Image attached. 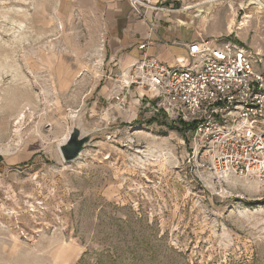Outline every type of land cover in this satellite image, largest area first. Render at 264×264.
Wrapping results in <instances>:
<instances>
[{
    "label": "rangeland",
    "instance_id": "obj_1",
    "mask_svg": "<svg viewBox=\"0 0 264 264\" xmlns=\"http://www.w3.org/2000/svg\"><path fill=\"white\" fill-rule=\"evenodd\" d=\"M78 6L0 0V264H264V188L189 163V134L129 98L99 102L100 26ZM78 119L92 141L66 164Z\"/></svg>",
    "mask_w": 264,
    "mask_h": 264
},
{
    "label": "built area",
    "instance_id": "obj_2",
    "mask_svg": "<svg viewBox=\"0 0 264 264\" xmlns=\"http://www.w3.org/2000/svg\"><path fill=\"white\" fill-rule=\"evenodd\" d=\"M130 2L143 19L149 11H171L152 5L150 0ZM187 51L174 65L145 58L112 76L119 85L114 101L124 108L137 90L140 112L167 118L189 134V163L204 160L219 181L237 177L264 188L261 56L231 42L221 44L219 39L203 36L191 42Z\"/></svg>",
    "mask_w": 264,
    "mask_h": 264
},
{
    "label": "crops",
    "instance_id": "obj_3",
    "mask_svg": "<svg viewBox=\"0 0 264 264\" xmlns=\"http://www.w3.org/2000/svg\"><path fill=\"white\" fill-rule=\"evenodd\" d=\"M150 1L156 7H168L171 11H149L147 18L143 19L135 13L130 0H79L76 9L80 16L91 19L100 26L103 49L98 63L102 61V79L95 87L99 102H104L109 95L114 98L119 92L118 84L111 80L112 76L129 70L145 58L174 65L177 58L187 56L188 45L201 36L219 39L221 44L231 42L264 58V0H255V3L250 0H209L204 3L196 2L198 0ZM214 4L221 6L204 23L201 13L215 10H212ZM197 13L199 14L196 15ZM210 23L211 26L206 27ZM143 45L145 47L141 48ZM261 70L264 72L262 68ZM80 75L82 71H72L67 75L55 74L58 94L62 95L68 87L67 90L72 88ZM90 94L89 92L86 98ZM93 96L92 94V98ZM128 101H133L139 107L137 90ZM69 127L72 124L68 129ZM37 152L39 151H34L29 158L35 157ZM41 155L43 157L45 154ZM58 159L62 161L60 152Z\"/></svg>",
    "mask_w": 264,
    "mask_h": 264
},
{
    "label": "water",
    "instance_id": "obj_4",
    "mask_svg": "<svg viewBox=\"0 0 264 264\" xmlns=\"http://www.w3.org/2000/svg\"><path fill=\"white\" fill-rule=\"evenodd\" d=\"M77 116L74 117L77 118ZM91 141L92 138L90 135L83 134L80 119L77 121L74 120L69 137L59 146V152L63 162L69 164L79 160Z\"/></svg>",
    "mask_w": 264,
    "mask_h": 264
},
{
    "label": "trees",
    "instance_id": "obj_5",
    "mask_svg": "<svg viewBox=\"0 0 264 264\" xmlns=\"http://www.w3.org/2000/svg\"><path fill=\"white\" fill-rule=\"evenodd\" d=\"M153 123H159V119L158 118H153L151 119V121H149V124L152 125ZM160 125H165L164 123H159ZM170 128L178 130L180 132L184 131V127L181 126H176V125H170Z\"/></svg>",
    "mask_w": 264,
    "mask_h": 264
},
{
    "label": "bare ground",
    "instance_id": "obj_6",
    "mask_svg": "<svg viewBox=\"0 0 264 264\" xmlns=\"http://www.w3.org/2000/svg\"><path fill=\"white\" fill-rule=\"evenodd\" d=\"M257 3L260 4V2H257ZM68 137H69V136H68ZM68 137H67V138H68ZM67 138H66V139H67ZM66 139H65V140H66Z\"/></svg>",
    "mask_w": 264,
    "mask_h": 264
}]
</instances>
